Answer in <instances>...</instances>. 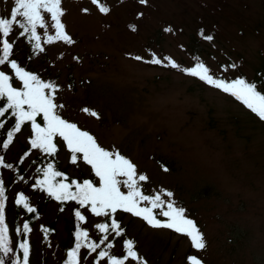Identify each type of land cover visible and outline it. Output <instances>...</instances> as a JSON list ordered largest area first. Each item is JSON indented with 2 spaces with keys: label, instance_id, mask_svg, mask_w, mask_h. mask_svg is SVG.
I'll list each match as a JSON object with an SVG mask.
<instances>
[{
  "label": "rangeland",
  "instance_id": "1",
  "mask_svg": "<svg viewBox=\"0 0 264 264\" xmlns=\"http://www.w3.org/2000/svg\"><path fill=\"white\" fill-rule=\"evenodd\" d=\"M100 4L110 11L102 13ZM14 6L15 0H0V18H10ZM61 8V23L73 42L48 41L57 31L49 13H44L45 26L36 29L40 48L16 23L7 37L0 32V49L3 39L12 44L0 71L14 77L15 87H23L11 67L15 61L54 85V92H46L63 105L57 114L89 132L103 148L130 159L138 176L148 177L138 181L143 194L160 195L165 204L184 208L206 247L197 249L188 236L152 227L122 209L96 216L90 205L64 203L45 193L38 182L49 164L68 182L91 180L99 186V178L82 154L71 161L60 137L54 155L33 148L30 121L4 149L10 167H0L12 244L17 246L16 231L24 232L32 213L16 203L23 194L38 209L24 235L28 264H61L78 242L99 245L95 252L81 247L79 264H110L99 253L127 257L129 240L140 259L127 257L124 264H191V256L202 264H264V119L231 94L184 71L202 62L215 78H242L262 89L264 0H62ZM209 35L211 41L204 39ZM153 58L162 63H151ZM168 58L179 67H171ZM121 191L128 189L121 185ZM140 206L151 204L141 201ZM153 212L157 219L166 218L161 209ZM113 219L120 235L111 227ZM99 224L109 225L108 231L101 232ZM80 231L88 233L87 241L77 240Z\"/></svg>",
  "mask_w": 264,
  "mask_h": 264
},
{
  "label": "snow or ice",
  "instance_id": "2",
  "mask_svg": "<svg viewBox=\"0 0 264 264\" xmlns=\"http://www.w3.org/2000/svg\"><path fill=\"white\" fill-rule=\"evenodd\" d=\"M61 2L62 0H15L10 18H0V32L7 37L12 32L13 25L19 23L20 28L25 32H30L32 37L37 40L36 47L40 48V37L36 34V29L38 25L41 28L45 26L44 13H49L51 19L55 21L54 26L57 31L55 37H48V41L51 43L54 39H59L72 43V38L65 32V26L60 20L63 15ZM92 2L99 4V0H92ZM139 2L145 4L147 0H139ZM99 10L105 14L110 11L103 4H100ZM18 17L23 18V22L18 21ZM133 30H135L134 26ZM166 31L171 32L172 29L168 28ZM204 39L211 41L213 37L210 35L204 36ZM11 50L12 44L5 39L0 64H4L8 60ZM135 59L140 60L142 57H135ZM168 59L171 67H179L174 60ZM150 62L154 64L162 63L159 58H153ZM11 67L15 69L16 77L23 82V88L13 87L12 78L0 71V102L6 104V107H0V116H3L9 109L12 110V115L16 117L14 131H19L25 122L30 121L34 132V138L31 140L32 147L50 155H54L57 151L55 139L57 137L62 138L72 154L71 161L76 163L77 154H82L83 161L92 167L95 176L99 178V186L91 180H85L82 183L76 181L71 184L65 183L67 177H64L63 173L54 170L53 165L49 164L47 169L43 170L44 179L38 183L50 196L60 201L75 200L81 206L90 205L91 211L96 216H108L110 212L115 213L117 209H122L125 212L142 217L152 227L167 228L188 236L197 249L203 250L206 247L203 234L196 222L185 215L184 208L177 207L171 202L165 204L160 195L151 197L143 194L138 186V181H146L148 177L143 174L138 176L137 166L130 159L124 157L118 151L112 152L103 148L89 132L81 130L75 123H71L57 114V107H63V105H57L54 102L53 95L46 92V89H51L54 92V85L45 83L36 75L26 72L15 61H11ZM184 71L217 89H221L225 93L231 94L261 119H264V94L257 90L254 83L247 82L242 78L230 82L215 78L211 74V70L202 62H197L194 67L184 69ZM83 111L99 118L98 113L95 111L87 108ZM38 116H42L43 126L36 122ZM0 127H3V125L0 124ZM12 139L13 132H9L8 141L3 145L5 149L12 142ZM0 165L10 167V165L4 163L2 156H0ZM163 170L168 171L166 167ZM57 177L64 178L57 181ZM121 177L125 179L121 180ZM121 185L128 189L127 193L121 191ZM73 186L76 191H72ZM4 192V184L0 180V249L8 253L11 248L9 247V229L4 215V202L6 199ZM166 195L171 197L173 194L167 192ZM141 201H148L151 207H140ZM16 203L22 204L28 212L36 211L35 208L29 206L27 198L23 194H20ZM154 209H161L160 215L167 219L164 221L157 219L156 214L153 212ZM76 216L82 221L85 219L79 211L76 212ZM23 227L25 231H31L27 223ZM97 227L101 232H107L109 225L99 224ZM111 227L117 231V235L121 234L120 225L115 219L112 220ZM76 235L78 241H87L88 239L86 231L77 232ZM104 239L106 240L107 236ZM81 247H88L95 252L99 245L95 242L87 244L78 242L76 247L68 253L69 264H79V250ZM108 247L111 248L112 245L109 244ZM20 248L23 250V264H28L29 245L24 242L20 244ZM99 256L101 258L109 257L110 264H124V259L109 256L107 251H101ZM127 257H131L133 260L140 259L137 252L134 251L131 240L127 241ZM189 260L191 264H202V261L195 256L189 257Z\"/></svg>",
  "mask_w": 264,
  "mask_h": 264
},
{
  "label": "trees",
  "instance_id": "3",
  "mask_svg": "<svg viewBox=\"0 0 264 264\" xmlns=\"http://www.w3.org/2000/svg\"><path fill=\"white\" fill-rule=\"evenodd\" d=\"M14 44V43H13ZM2 50V49H0ZM3 53V50L1 51ZM1 70V69H0ZM11 79V83H14V77L10 75ZM13 87L14 84H13ZM20 88H23L22 86ZM258 91H260L262 94H264V85L262 86V89H258ZM0 107H6V104L3 102H0ZM36 122L41 124V126H43V118L42 116H38L36 119ZM0 124L3 125V127H0V156L4 157V143H7L8 141V133L9 132H16L14 131L15 129V124H16V117H14L12 115V110L9 109L8 112H6L3 116H0ZM22 128V126H21ZM28 148V147H27ZM19 164V162H17ZM1 167V165H0ZM64 174V173H63ZM66 177V176H64ZM64 177H57L56 180H62ZM64 182L71 184L72 182H68V180L66 179ZM72 191H76L75 187L73 186ZM45 193L48 194V192L45 190ZM68 201L65 200L63 201L64 203ZM38 209H36L35 212H32L29 214L28 217H26L25 219V223H27L29 226L30 224L34 221L36 214H37ZM4 215H5V222L7 224V216H6V203H5V207H4ZM24 226V225H23ZM24 232H21L20 230H17V246L13 245L12 242L10 241V235L8 232V236H9V247L11 248V251L8 253H5L2 249H0V264H23V250L20 248V244L25 242V238L24 235L25 233H27L28 231H25V229H23ZM75 247H71L69 252L72 251V249H74ZM68 252V253H69ZM126 255H122V258L120 259H125ZM61 264H69V256L67 254L66 259L64 261H62Z\"/></svg>",
  "mask_w": 264,
  "mask_h": 264
}]
</instances>
